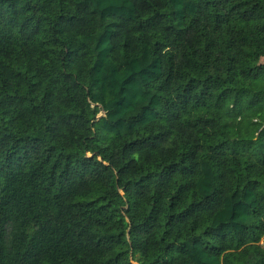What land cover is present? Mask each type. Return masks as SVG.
Here are the masks:
<instances>
[{
	"label": "trees",
	"instance_id": "1",
	"mask_svg": "<svg viewBox=\"0 0 264 264\" xmlns=\"http://www.w3.org/2000/svg\"><path fill=\"white\" fill-rule=\"evenodd\" d=\"M264 0H0V264H264Z\"/></svg>",
	"mask_w": 264,
	"mask_h": 264
},
{
	"label": "rangeland",
	"instance_id": "2",
	"mask_svg": "<svg viewBox=\"0 0 264 264\" xmlns=\"http://www.w3.org/2000/svg\"><path fill=\"white\" fill-rule=\"evenodd\" d=\"M262 63H264V59H262V61H261Z\"/></svg>",
	"mask_w": 264,
	"mask_h": 264
}]
</instances>
